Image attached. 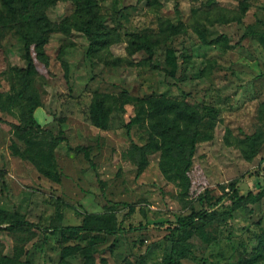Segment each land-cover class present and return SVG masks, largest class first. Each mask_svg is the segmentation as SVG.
<instances>
[{
    "label": "rangeland",
    "instance_id": "obj_1",
    "mask_svg": "<svg viewBox=\"0 0 264 264\" xmlns=\"http://www.w3.org/2000/svg\"><path fill=\"white\" fill-rule=\"evenodd\" d=\"M137 2L94 0L104 30L117 42L90 58L83 34L59 30L65 21L82 20L74 2L42 0L38 14L30 13L33 19L44 16L47 28H54L44 46L48 67L38 66L40 75L30 91L39 102L34 118L40 128L66 140L53 148L47 161L35 158L36 151L46 149L45 136L27 135L20 142L9 127L23 126L27 119L26 102L18 96L26 62L24 44L0 0V257L58 264L60 234H9L2 229L14 216L42 229L78 226L87 213L112 214L124 228H146L98 239L90 247L94 264H168L170 256L181 264H264V252L258 250L259 241L264 242V0ZM16 13H21L19 4ZM162 22L183 32L166 43L152 39L151 64L141 52L129 59L128 34L156 36ZM169 48L173 65L166 61ZM115 58L133 65L114 67ZM62 63L68 67V84ZM119 91L140 99H185L204 117L189 199L161 174L159 152L150 153L138 173L132 147L143 146L147 136L141 124L126 135L124 125L134 116L131 106L113 114L107 131L91 124L92 97ZM76 147L88 150L94 168L82 154L69 150ZM25 150L28 155L21 157ZM232 184L238 196L252 194L255 200L234 203L228 196ZM205 210L211 221L197 224L189 235L166 229L179 218ZM176 240L188 250L179 248L171 255ZM88 242L76 239L64 246L84 248ZM66 261L84 264L78 254Z\"/></svg>",
    "mask_w": 264,
    "mask_h": 264
},
{
    "label": "trees",
    "instance_id": "obj_2",
    "mask_svg": "<svg viewBox=\"0 0 264 264\" xmlns=\"http://www.w3.org/2000/svg\"><path fill=\"white\" fill-rule=\"evenodd\" d=\"M77 5L78 13L82 19L79 23L70 22L61 25L60 29L63 33L68 34L75 30L83 34L88 42L87 58L92 57L98 52H104L109 47L117 42L112 34L104 30L102 18L96 11L94 0H69ZM142 0H138L140 2ZM137 2V3H138ZM2 4L9 14L11 22L14 24V30L21 38L24 44V55L26 68L20 72V80L22 88L18 96L26 102L27 119L23 126L9 124L18 141L23 142L25 136L40 135L45 136L46 149H39L35 153V158L49 160L53 154V148L65 143L63 136H54L48 130H42L34 118V112L39 107V102L34 93H31V84L35 77L39 76L38 66L48 67L49 59L44 52V46L47 43L48 33L54 28H47V21L44 16H38L33 19L32 14H38L42 7V0H2ZM20 5L21 13H16L17 5ZM31 11V12H30ZM31 17V18H30ZM158 34L156 36L143 37L138 34H128L127 54L129 59L136 53L145 55L144 61L151 64L153 59V42L166 43L167 40L174 34H180L182 29H178L168 22H162L159 25ZM63 50L60 49V53ZM115 58L112 62L114 67L122 65L131 66L133 63L130 60ZM172 53L169 48L167 52V64L173 65ZM63 77L68 84V67L62 63ZM171 73V72H170ZM131 106L134 116L129 122L124 125L126 135L129 137L131 129L136 124H141L142 131L146 134V143L143 146H133L132 151L136 158V166L140 173L147 165L146 157L153 152L160 153L159 169L165 180L175 183L180 190L183 198L189 199L191 196V178L190 173L193 167V159L197 150V142L201 136V127L204 122V117L200 111L194 106L186 102L185 99L169 98L165 95L148 97L145 99L131 97L126 91H119L115 95L95 94L88 106V117L91 124L100 131H107L111 128L112 116L119 111L125 113V106ZM3 121L0 119V123ZM25 142V141H24ZM29 146H34L33 142H28ZM12 149L15 154L16 146ZM70 151L82 154L84 159L94 168L88 150L84 147H76L69 149ZM28 151L20 154L21 157H26ZM32 156H28L30 158ZM33 161V160H32ZM46 173V172H45ZM262 190L264 195V169L262 170ZM102 187V183L99 181ZM228 196L236 204L254 201L255 196L248 194L246 197L238 196L237 185L229 186ZM260 193V194H261ZM220 198L217 203H220ZM114 207H110L112 211ZM129 207V212L132 210ZM211 221V214L208 211L192 212L188 216L179 218L175 224L166 228L173 235H189L190 229L197 224H207ZM158 226L164 227L162 224ZM1 229V228H0ZM146 229L143 226H128L124 228L120 223H117L115 216H102L96 214L84 213L81 224L78 226H62L53 225L49 228L42 229L41 227L25 221L20 216H14L8 221L3 231L9 234H17L24 232H32L38 230L40 232H50L60 234L62 245L61 260L58 264H70L66 259L72 255H79L84 261V264H94L90 253V247L97 244L98 239L113 237L120 233L137 232ZM89 238V247L69 246L64 244L70 240ZM179 248L187 251L180 245L179 240L175 241V245L171 247V255L177 253ZM258 250L264 252V242L259 241ZM181 254V257H184ZM0 264H30L29 262H20L18 259L10 257H0ZM168 264H181L180 260L173 259L170 256Z\"/></svg>",
    "mask_w": 264,
    "mask_h": 264
}]
</instances>
